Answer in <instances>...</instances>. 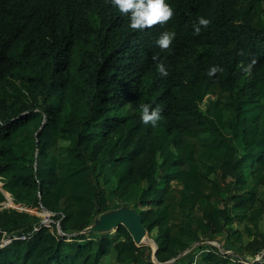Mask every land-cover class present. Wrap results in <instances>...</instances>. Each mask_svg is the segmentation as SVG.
Returning a JSON list of instances; mask_svg holds the SVG:
<instances>
[{
	"label": "trees",
	"instance_id": "obj_1",
	"mask_svg": "<svg viewBox=\"0 0 264 264\" xmlns=\"http://www.w3.org/2000/svg\"><path fill=\"white\" fill-rule=\"evenodd\" d=\"M168 3L173 20L133 31L106 0H0V240L44 209L53 221L0 264H245L264 250V0ZM141 104L162 110L155 127ZM121 207L154 254L123 226L72 236ZM50 233L70 241L42 250Z\"/></svg>",
	"mask_w": 264,
	"mask_h": 264
},
{
	"label": "clouds",
	"instance_id": "obj_2",
	"mask_svg": "<svg viewBox=\"0 0 264 264\" xmlns=\"http://www.w3.org/2000/svg\"><path fill=\"white\" fill-rule=\"evenodd\" d=\"M111 5L119 10V12L129 17V27L133 31H144L153 28L157 25L168 24L175 18V8L168 3V0H106ZM212 21L210 19L199 17L198 23L193 25L194 33L199 35L201 28H208ZM176 37L175 32L164 31L156 40L157 46L161 51L168 50ZM243 55V52L240 53ZM154 60H158V55L153 56ZM256 61L253 60L252 64ZM252 64L248 66L246 71H250ZM224 69L219 66H212L208 70V76L213 77L218 72H223ZM157 72L162 77H167L169 72L164 63L157 64ZM141 120L144 124H151L155 127L161 119V109L157 106L152 108L150 104H141Z\"/></svg>",
	"mask_w": 264,
	"mask_h": 264
},
{
	"label": "water",
	"instance_id": "obj_3",
	"mask_svg": "<svg viewBox=\"0 0 264 264\" xmlns=\"http://www.w3.org/2000/svg\"><path fill=\"white\" fill-rule=\"evenodd\" d=\"M44 211L49 213L45 209ZM118 226H123L126 229L133 243L137 246L142 245L144 239H147L149 242H151L154 245V249L152 250V253L153 254L155 253L156 245L152 240L147 238L146 231L141 223V218L134 210L126 207H121L117 210H113L99 215V217L94 221V223L91 226H89L88 228L77 234H73L72 236L76 237L79 235H84L89 233L109 234L111 232H114ZM204 241L205 240H203L201 243H204ZM173 261L174 260L167 262L166 264H170ZM155 264H159V263L155 262ZM249 264H257V262L252 261Z\"/></svg>",
	"mask_w": 264,
	"mask_h": 264
},
{
	"label": "built area",
	"instance_id": "obj_4",
	"mask_svg": "<svg viewBox=\"0 0 264 264\" xmlns=\"http://www.w3.org/2000/svg\"><path fill=\"white\" fill-rule=\"evenodd\" d=\"M4 206H11L12 207V204L8 201L7 203L4 204ZM39 215L41 216L42 220L40 221L39 225L34 226L32 231L29 233L7 234L5 232H1L2 238L0 240V249H4V248L8 247L9 245H11L15 241L29 240L32 237V235L39 232L42 228H50L51 224H53V221L50 219L51 214L42 210V212L39 213ZM56 226H57V234L60 236H66L59 229V221L56 223ZM65 241L69 242L70 240L67 239ZM208 242H210V241H208ZM218 249L223 255L233 256L231 251H222L220 246L218 247ZM238 259L241 262V259L240 258H238ZM252 261H256L257 264L263 262L264 261V250H262L259 253H256L251 261H248V262L243 261V263L249 264Z\"/></svg>",
	"mask_w": 264,
	"mask_h": 264
},
{
	"label": "rangeland",
	"instance_id": "obj_5",
	"mask_svg": "<svg viewBox=\"0 0 264 264\" xmlns=\"http://www.w3.org/2000/svg\"><path fill=\"white\" fill-rule=\"evenodd\" d=\"M209 111H210V106H209ZM57 155H59L60 151L55 152ZM231 180H233L232 175L229 173V171H226L225 169H221L218 173H217V181L218 184L220 186L227 184L228 182H230ZM240 181H244L243 179H241ZM262 228L264 229V225H262ZM207 244H210L216 248H218L220 245L214 241H204ZM67 243V241H62V240H58L53 234L50 233L49 235V241L48 244L42 248V250L47 249V248H52V252L54 253L55 251H58L62 248L63 244ZM72 246H75L76 242H71L69 243ZM145 246H149L152 250L154 249V245L152 243H147V244H142Z\"/></svg>",
	"mask_w": 264,
	"mask_h": 264
},
{
	"label": "crops",
	"instance_id": "obj_6",
	"mask_svg": "<svg viewBox=\"0 0 264 264\" xmlns=\"http://www.w3.org/2000/svg\"><path fill=\"white\" fill-rule=\"evenodd\" d=\"M184 255H185V256H184V257H185V259H187V260H188V259H189V253H188V252H186V253H184Z\"/></svg>",
	"mask_w": 264,
	"mask_h": 264
}]
</instances>
